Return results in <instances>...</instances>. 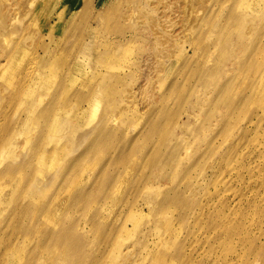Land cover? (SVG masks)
I'll use <instances>...</instances> for the list:
<instances>
[{
  "label": "rangeland",
  "instance_id": "obj_1",
  "mask_svg": "<svg viewBox=\"0 0 264 264\" xmlns=\"http://www.w3.org/2000/svg\"><path fill=\"white\" fill-rule=\"evenodd\" d=\"M0 1L16 15L4 29L0 19V129L5 135L18 127L36 95L22 92L30 77L44 74L38 119L28 137L18 136L16 151L26 154L46 135L37 164L44 156L52 164L30 170V191L48 206L42 219L76 223L73 242L80 240L72 244L81 248L63 261L41 252L36 234L0 227L7 239L0 240V264H264V158L253 148L264 152V0H106L108 22L102 36L91 28L87 45L95 49L70 87L85 21L77 19L74 33L56 25L67 0ZM57 116L63 126L53 140ZM252 117L254 130L246 126ZM103 122L118 148L107 173L121 176L115 186L102 183L110 176L84 184L94 189L90 206L69 211L76 186L58 177ZM240 127L251 130L232 176L229 148ZM137 147L145 151L135 159ZM84 165L79 180L100 173L99 161ZM7 190L0 188V208ZM8 225L16 226V215Z\"/></svg>",
  "mask_w": 264,
  "mask_h": 264
},
{
  "label": "bare ground",
  "instance_id": "obj_2",
  "mask_svg": "<svg viewBox=\"0 0 264 264\" xmlns=\"http://www.w3.org/2000/svg\"><path fill=\"white\" fill-rule=\"evenodd\" d=\"M57 1H59V0H54L55 3ZM62 2H64V0H62ZM67 2L70 3V5L68 6L67 9H65L64 15L62 16V20L57 22L56 25L59 24V26L64 27L66 32L73 30L71 32L74 33V30L77 27V24H76L77 19L81 18V21H85V23L82 25L81 28L78 26L79 29H82L81 32H82V35L85 39L81 40V42L77 43L78 46H76V48H78V51H79L78 54L79 55H77V57H76L75 66L71 65V75H70V79H69V87H70V86H74L76 83H78L82 79V75L85 73V71H87V67L90 63V61H89L90 60V54L92 51H94L93 49H95L92 46L87 45L89 39H91V37H92V33H90L91 28L93 27V28L97 29L100 32L99 34L101 35V29L104 28L106 26V23L108 22L109 12L106 8H102L103 6H105L106 0H67ZM44 9H46V8H44ZM21 10L24 12L25 9H21ZM47 10H49V9H47ZM22 11H21V13H22ZM44 11H43V13H44ZM15 16L16 15H14L13 11L12 10L10 11L9 8L6 5H4L2 1H0V19H2V28L3 29L7 28L9 26L7 24H9V21L11 22V20L14 19ZM52 24H53L52 22H49V26H51ZM0 35H2L1 32H0ZM5 41H7V40H5ZM116 42L121 43V42H123V40H120L118 38ZM1 45L2 44H0V46ZM73 46H74V44H73ZM1 47H3V45ZM48 47H50V46H48ZM252 70H253V72H258L259 67L254 64V65H252ZM37 74H39V73H37ZM32 77H30L31 78V79H29L30 83L27 84V88L24 89L22 94L25 97L35 95V94L36 95L33 96L34 98H32V101L29 102L28 108L25 111V116L23 117L22 115H20V116H22V118L19 119V123L16 121L18 123L17 124L18 129L14 127L15 129L12 130V128H13L12 127L11 129H9L8 134L4 135V131L1 130L2 125L0 127L1 128L0 129V188H2V189H5L6 187L8 188L5 198L1 197V201H3V204H2V207L0 208V227L12 228L19 235L21 233H23L22 236L25 238L29 237L30 235L36 234L39 238V242H40L39 246H40L41 252H45V250L46 251L49 250V252L52 253V256L54 258L57 256L62 257L63 261H65L64 258L65 259H67V258L71 259V254H72L71 251H75L76 247H77V249L80 248L79 246H76L74 249L73 247L75 245L72 244L74 236L75 237L77 236L78 238H80L79 237L80 232L78 233V226H74L73 224H76V223L73 222V224H71L72 226L69 225L70 226L69 227L66 224H63L64 220L61 223V221H59L58 219L57 220L52 219V218H49L48 220L47 219L45 220L44 218L42 219L41 213H43L44 216L46 214H48L49 211L47 213L45 211L46 207L48 208V206L45 205L46 207L44 206V208H43V206H41L39 203H37L36 196H38L39 194H35V191H30V189L32 188V184H30V182H28V178L30 180L32 179V177H30L29 172H30V170H34L36 165H38L40 168L43 169V168H49L52 164V163L49 164L45 160L46 156L40 158V163L37 164V160L41 156V153H42V138L45 137L46 135L42 134L41 135V137L43 136L42 138H39L37 141H34L33 143H31L32 147L30 146V148H29V150H27L26 154L24 153V154L20 155V153L16 151V148L18 146L17 145L18 143L16 142V140L19 139L18 136H27L28 137L29 130L32 129V127H35V120L38 119V116L36 115V111L38 110V107H39L38 104H40V101H41L40 98H41V96H43L40 94V92H41L43 83L47 80L46 76L44 74H41V73L38 76H35V77L32 76ZM28 99H29V97H28ZM79 99L81 101V99L85 100L86 98L84 95L83 96L80 95ZM25 100H26V98H25ZM50 114H51V108H49L47 111H45L43 116L49 117ZM251 125L253 127V130H254L255 125L256 126L258 125V123L255 121V119L253 117L246 121V126L251 127ZM62 126H63V124L61 123L59 116H57L54 119V123H53V127H52L53 132L51 134H48L49 138H53V140H54L56 137H58L57 133L59 131H61L60 128ZM155 128H159V126L155 127ZM250 130L251 129L249 127H246V128L240 127L239 128V131H240L239 135L233 140L232 144L230 145V148H229V154H230L229 155V157H230L229 165L231 167L230 172H229L230 175H232L234 173V171H233L234 163L236 164V161H238V159L241 158V156H243V155H241V156L238 155V153H241L240 152L241 150L238 151L237 148L239 146H242V148H243L246 145L244 139L250 135ZM149 131H151V135L153 133H155L153 123L151 124V128ZM114 132L115 131L112 129L111 125L107 122H103L102 124H99L97 127H95L87 135L88 141L85 142L86 145L84 143L85 148H84L83 152L80 155H78L77 157H75L74 159H72L67 164V167L63 171V174L60 175V177H58V179L61 178L65 183H67V184L72 183L74 186H76V188L73 189L72 196H70L71 201H70V204L68 205V210L71 207H73V208L76 207L73 210H78L77 207L79 208V206H81V205H84V206L87 205V207L90 206V197H91L90 195L92 194L94 189H93V191H92V189H86L84 187V184H87L91 181L95 182L98 179H100L99 177H101V176H105V177L110 176L111 177L108 179L105 178L104 182H102L103 184L110 183V186H115L117 184V182L121 176V173L120 174H115L112 172L107 173L108 163L111 162L110 160L112 158V154H110V152L111 151L114 152L115 150L118 149V148L115 149V147H111L112 146L111 139L115 135ZM27 137H26L25 143L30 144V139H28ZM116 146L118 147V145H116ZM253 148L255 150L256 159L257 158H259V159L264 158V152L263 151L257 150V148H255V147H253ZM144 151H145V148L142 149L141 147H137L136 149L133 150V153H134L133 156L136 159V158H138L139 153L144 152ZM238 156H240V157H238ZM253 157H254V155H253ZM92 158L95 161L100 162V167H101L100 173L92 176L91 177L92 179L90 178L88 180V182H84V181L79 180L77 178L79 175V172H82V169L85 166L84 164L89 159H92ZM128 158H129L128 156L124 157L122 159L123 162L126 161ZM115 161H116V159H115ZM261 164H263V162ZM120 165H118V166H120ZM258 165H259V163H258ZM75 169H77L76 170L77 176H74L73 178H71V173L74 172L73 170H75ZM237 173H239V172H237ZM255 178H256V176H255ZM102 183H100L98 185H101ZM256 183H255V185H256ZM96 185H97V183H96ZM252 185H254V184H252ZM78 187H80V188H78ZM27 191H29V192H27ZM237 192H238V189H237ZM26 195H29V196H26ZM21 197L27 198L28 200H24V202H23L21 200ZM262 200H264V199H262ZM246 201H247V199H246ZM167 202H168V198H164L163 203L166 204ZM256 205L257 204L253 203L254 207H256ZM248 206H249V203H248ZM253 206H252V208H253ZM258 206H257V208H258ZM57 207L59 209L61 206L57 205ZM43 210L45 212H43ZM73 210H72V212H73ZM248 211H249V209H248ZM67 213H68V211H67ZM64 214H63V216L66 215V214L65 215ZM15 215H16V226L8 225V223L15 217ZM237 215H238V213H237ZM237 215H235V216H237ZM47 217H49V215ZM243 218H244V216H243ZM257 218H259V217H257ZM27 219L31 220V224L27 223V221H29ZM233 223H234V221H233ZM91 224H92V222H91ZM229 225H232V223L231 224L229 223ZM78 238L77 239L75 238V239L78 241V240H80ZM84 239L82 238V240H84ZM0 240H7V239H4L0 235ZM76 240H74V242ZM87 240H89V239L87 238ZM89 241H87V242H89ZM75 243H77V242H75ZM79 243H81V241ZM84 244H81V245H84ZM77 245H79V244H77ZM81 247H83V246H81ZM84 247H85V245H84ZM72 248H73V250H71ZM80 251H82V250H79V251L77 250V252H78L77 254H80ZM85 251H86V247H85ZM29 252H31V251H29ZM75 253H76V251H75ZM28 255H29V253H28ZM85 256L86 255L84 254L83 257H85ZM24 257L25 256L23 255L22 258H24ZM29 257H30V255H29ZM81 257L82 256H80V258ZM27 258L28 257H26L25 259H27ZM0 259H1V257H0Z\"/></svg>",
  "mask_w": 264,
  "mask_h": 264
}]
</instances>
